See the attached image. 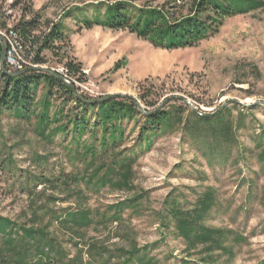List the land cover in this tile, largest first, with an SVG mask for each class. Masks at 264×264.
<instances>
[{
    "label": "rangeland",
    "instance_id": "obj_1",
    "mask_svg": "<svg viewBox=\"0 0 264 264\" xmlns=\"http://www.w3.org/2000/svg\"><path fill=\"white\" fill-rule=\"evenodd\" d=\"M113 1L116 0H22L16 4L4 0L0 1V23L9 29L20 18L32 17L31 12L42 20L56 21L70 11L69 16L61 17L68 40L57 52L43 51L42 55L47 59L44 65L63 73L66 57L80 62L83 81L73 77V82L82 95L94 99L110 93L127 94L148 110L152 107L138 99L139 93L160 103L168 98L165 103L171 111L177 106L190 108L181 99L205 112L233 101L223 109L230 111L232 124H236L239 116L241 127L232 129L234 140L228 144L219 141L217 132L189 119L198 140L183 126H177L154 137L145 149L139 147L136 138L141 122L132 132L129 129L133 123L123 122L126 138L107 155L103 164H109L113 155H132L133 189L116 190L82 180L71 183L66 192L59 182H54L56 189L46 188L50 184L33 185L37 180L58 178L62 173L84 175V164L74 158V144L60 134L43 140L35 134L33 122H22L5 114L0 118V214L27 224L31 218L29 203H45L55 214L76 207L88 208L96 221L97 211H106L108 216L111 214L108 205L142 193L139 212L124 210L117 222H93L83 230L81 240L56 223L49 225L48 231L68 257L76 249L85 251L90 243H95L97 249L106 248L111 255L134 245L144 248L152 264H184L188 256L183 240L172 227L166 229L159 223L157 213L163 210L166 197L175 198L186 208L206 187H212L215 202L204 219L205 225L225 228L244 238L242 242L230 240L235 257L229 262L223 256L218 264H264V173L252 142L253 137L264 133V105L259 103L264 101V8L226 19L217 34L195 46L166 50L155 48L125 30L84 28L79 16L86 14L91 18L97 4L102 13L104 3ZM135 1L151 5L164 2ZM2 29L0 33L7 42L6 36L12 29ZM51 101L61 105L62 94L56 92ZM73 105L65 102L64 110ZM186 116L187 111L182 115L184 121ZM90 140L85 136L81 143ZM28 188L35 193L32 197ZM39 191L42 193L36 196ZM51 215L42 222L39 220L38 225L48 222ZM83 260L87 261L85 255ZM114 261L112 258L110 264Z\"/></svg>",
    "mask_w": 264,
    "mask_h": 264
},
{
    "label": "trees",
    "instance_id": "obj_2",
    "mask_svg": "<svg viewBox=\"0 0 264 264\" xmlns=\"http://www.w3.org/2000/svg\"><path fill=\"white\" fill-rule=\"evenodd\" d=\"M4 1V0H0ZM20 4L22 0H12ZM97 4L93 15L79 16L86 29L100 26L110 30H125L137 38L150 43L155 48L166 50L192 47L200 41L217 34L224 21L238 14L263 9L264 0H164L160 5L136 3L135 0H116L104 3L101 13ZM26 12L25 8L22 9ZM70 11L61 17L69 16ZM29 19L20 18L12 27L24 48L26 55H31V63L44 65L47 63L43 51L51 54L57 52L68 37L66 36L61 17L56 21L42 20L37 13L31 12ZM4 23L0 28L4 29ZM8 29V28H7ZM35 32L37 34H35ZM6 43V42H5ZM0 43V57H1ZM32 66V65H31ZM117 66V64H116ZM7 70H12L6 65ZM59 70V69H58ZM68 80L83 81L81 63L74 58L63 63V71L59 70ZM74 83V82H73ZM42 87L44 89L40 90ZM59 92L63 103L55 105L51 97ZM81 94V93H80ZM39 95V96H38ZM85 100H90L81 94ZM149 95H141L138 99L155 110L160 102L149 101ZM137 100V99H136ZM72 102L73 107L64 110L65 102ZM139 103V102H138ZM254 106V105H252ZM252 106H247L248 109ZM258 106V105H255ZM165 103L161 108L151 114H144L137 104L128 98H110L96 103H84L77 98L67 85L52 75L43 72H26L18 76L8 75L0 70V118L9 114L22 122H33L35 134L43 140H51L57 134L69 139L74 144L72 149L75 156L84 164V175H62L55 179L37 180L33 186L48 185L46 188L56 189V183L69 191L71 183L85 180L88 184L97 186H110L116 190L133 189L131 178L133 176L134 157L132 155L116 157L108 164H103L107 155L119 148L125 140V130L122 126L132 122L129 129L132 132L137 123V140L139 147L149 148L152 140L172 131L177 126H183L198 140L195 127L189 125L192 119L195 124H202L217 132L219 141L230 144L233 142L232 129L241 127L239 118L236 124L229 119L230 111L221 109L211 116H202L190 108L177 106L171 111ZM145 111L148 110L146 107ZM187 111L186 120L182 115ZM241 115L242 113L239 112ZM87 136L91 140L81 143ZM264 133L253 137V148L257 151L256 159L264 173ZM200 144V143H199ZM90 173L87 174V171ZM87 176V177H86ZM56 182V183H54ZM30 197L35 193L28 188ZM42 191L37 192L38 196ZM56 200L55 197H51ZM142 193L135 194L107 206L110 215L96 212L98 220L93 221L88 208L76 207L72 210H63L61 214L50 211L45 203H29V223H18L15 220L0 214V264H152L144 248L134 245L129 250L120 249L115 255L107 254V249H97L95 243L86 245L85 251L76 249L68 257L60 244L48 231V226H57L79 239L84 238V229L93 222L107 224L117 222L124 210L139 212ZM215 202L214 189L206 187L190 207H181L175 198H165L163 210L158 211L159 223L166 229L172 227L176 236L185 244L187 254L184 264H218L223 256L230 262L235 257L231 241L242 242L243 237L233 235V231L207 226L204 219ZM49 213L52 215L44 225H38ZM77 248V243L74 244ZM83 255L87 261L83 260ZM193 257L192 261L189 259ZM225 259V260H226ZM193 262V263H190Z\"/></svg>",
    "mask_w": 264,
    "mask_h": 264
},
{
    "label": "water",
    "instance_id": "obj_3",
    "mask_svg": "<svg viewBox=\"0 0 264 264\" xmlns=\"http://www.w3.org/2000/svg\"><path fill=\"white\" fill-rule=\"evenodd\" d=\"M0 43H1V57H0V70L8 75H11V76H18V75H21L23 73H26V72H30V71H34V72H43V73H46V74H49V75H52L54 76L55 78H57L58 80H60L62 83H64L65 85H67L69 87V89L72 91V93L77 97L79 98L81 101H83L84 103H87V104H90V103H96V102H99V101H103V100H107V99H110V98H117V97H121V98H128V99H131L133 100L136 104H137V107L140 111H142L144 114H151L152 112H154L155 110L161 108L165 102H167L168 98L165 99L164 101H162L158 107L155 109V110H151V111H145L139 103L138 101L136 100V98L132 97L131 95H127V94H119V93H110V94H106V95H103V96H100L98 98H94V99H90V100H85L80 92L78 91V89L76 88L75 84L73 82H71L70 80H68L58 69L56 68H52V67H49V66H46V65H32V66H27V67H24L20 70H16V71H12V70H7L6 69V64H5V56H6V43H5V40L4 38L0 35ZM170 98H173V97H170ZM179 99V98H178ZM182 101H184L187 105H189L190 109L193 110L194 112H196L197 114L199 115H202V116H211L213 115L214 113L218 112L219 110H221L228 102H233V101H225L224 103H222L220 105V107L218 109H216L215 111H212V112H205V111H201L199 110L197 107L189 104L186 100H183L181 99ZM260 104H263L264 105V101H260L259 102Z\"/></svg>",
    "mask_w": 264,
    "mask_h": 264
},
{
    "label": "built area",
    "instance_id": "obj_4",
    "mask_svg": "<svg viewBox=\"0 0 264 264\" xmlns=\"http://www.w3.org/2000/svg\"><path fill=\"white\" fill-rule=\"evenodd\" d=\"M10 30V29H6ZM13 34V41L6 42V56L5 64L9 66L12 70L22 69L27 66L34 65L31 63V55H26L24 53V48L21 45L17 34L10 30ZM1 35V33H0Z\"/></svg>",
    "mask_w": 264,
    "mask_h": 264
},
{
    "label": "bare ground",
    "instance_id": "obj_5",
    "mask_svg": "<svg viewBox=\"0 0 264 264\" xmlns=\"http://www.w3.org/2000/svg\"><path fill=\"white\" fill-rule=\"evenodd\" d=\"M13 31V30H12ZM14 32V31H13ZM15 33V32H14ZM2 36V35H1ZM3 37V36H2ZM7 37V42H12L13 41V34H12V32L11 31H9V33H8V36H6ZM5 40V39H4ZM18 70H20V69H18ZM12 71H16V70H12Z\"/></svg>",
    "mask_w": 264,
    "mask_h": 264
}]
</instances>
